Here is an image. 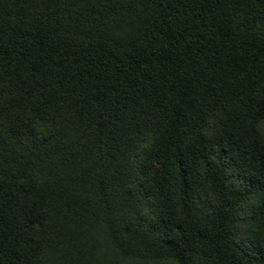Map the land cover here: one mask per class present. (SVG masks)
<instances>
[{
	"label": "trees",
	"instance_id": "obj_1",
	"mask_svg": "<svg viewBox=\"0 0 264 264\" xmlns=\"http://www.w3.org/2000/svg\"><path fill=\"white\" fill-rule=\"evenodd\" d=\"M0 264H264V0H0Z\"/></svg>",
	"mask_w": 264,
	"mask_h": 264
}]
</instances>
